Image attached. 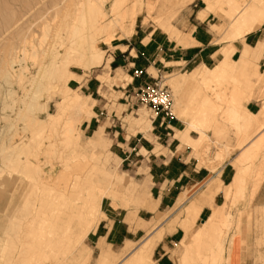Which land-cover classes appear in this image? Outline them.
Returning a JSON list of instances; mask_svg holds the SVG:
<instances>
[{"label":"rangeland","instance_id":"374dc122","mask_svg":"<svg viewBox=\"0 0 264 264\" xmlns=\"http://www.w3.org/2000/svg\"><path fill=\"white\" fill-rule=\"evenodd\" d=\"M83 1L84 0H0V182L6 183L2 189L4 197L0 203V264H6L4 258L6 250H4V253L3 249L8 239L6 230L9 228L10 220H12L11 217L13 218L18 205L22 203L25 196H28L29 190L32 188L31 182L28 181L24 173L21 172L23 169L15 165L16 155L12 152L11 145L21 141L20 137L22 135L26 134L27 136L25 137H28L32 134L33 125L31 120L29 122L24 116L29 117L32 111L33 115L36 114L41 118H46L45 113L39 109L33 111L23 102L25 92L17 81L14 80L13 83L7 82L8 75H13V78H16L19 71H14L12 69L8 71L6 62L12 55L23 58V51H21L24 47L23 39H28L26 47L28 45L29 47L27 48L30 50L32 49L30 44H35L36 53L32 50H28L29 55L26 59L21 60L23 61L21 64H19L20 62L16 63L17 65L14 68L18 70L21 65L27 66L28 69L24 73L26 81L29 80L32 75L37 74L39 66L45 61L44 58H46L43 55L42 49L56 42V28L59 25L64 26L71 21L75 14L77 15L80 12L81 3ZM131 5V0H127L126 6L128 10L131 8ZM150 5L152 8H149ZM205 5L204 0H194L192 2L191 0H144L143 10L138 15L136 23L133 22V24H135L132 26L133 28L131 27V25H133L131 23L132 20L126 17L123 22V27H121L122 29L117 31V36L111 43L100 42V48L103 51L104 58L103 63L99 67L93 68L92 70H85L77 67L72 68L76 75L81 77L80 79L72 78L69 81L70 90L66 91L68 101L67 105H64L66 112L68 111L67 113L71 115V117L74 116L73 118L79 114L80 117H89L90 121L77 125L80 129L81 137L76 139L75 144L73 142L68 143L69 146H67V143L63 144L59 135L56 136L58 139L53 138L55 135H51L50 139H47L49 142L53 139L54 142L52 141L51 144L57 147L53 146L54 148L51 147L52 150H48L49 152H42L41 156L43 157L40 158L43 162H41L42 167L47 164L46 168H43V170H45L44 172H47L46 174L55 173L67 163L75 167L82 161L88 160L92 162L91 164H93L94 161L99 162V170L96 172L95 177L99 180L100 184H103L115 175L122 174H129L135 181L134 186L130 183L127 186L128 188L121 192L122 195L119 196V194L116 195L112 193V195L103 198L100 210L96 212V218L92 227L97 226L103 218H106L105 213H109L110 217L114 216L118 220L123 219L124 216L128 214L126 218L127 222L131 225L137 222V226H142L145 222L137 218L138 211L142 207L155 211L158 203L151 192V187L153 185L151 167L156 159L158 161H161L160 158L168 159L173 155V152L175 155L183 157L186 161H196V159H198V167L205 166L211 171L217 172V174L221 170V166L229 163L230 160L236 170L238 166L258 170L261 166L260 164L264 161V143L260 149V156L255 163L251 158L245 155L237 159L243 151V147L239 145V138L240 136H244V134H242L243 130H240L241 126L239 122H244L245 118L243 116L239 118V122H237L230 117L228 111L226 112V110L229 109L227 107H233L235 110L237 109L236 111L239 114L243 115V104L245 105L246 102L252 98L264 99V75L259 74V67L256 66V64H259V59H254V64L250 66L251 71L256 68L258 73L256 76L254 73L252 74V72H249L248 74H250V77L245 75V78L243 76L245 71L238 68L236 70L237 72L235 71L234 74H230L223 79L222 82L211 83L213 84L211 85L212 87L210 85L209 87L207 84L205 87L203 84V93L204 91L206 93H215V91H213L214 88L216 90L220 89L219 91H224L227 94V98L233 96L234 99L236 98L238 100L241 97V103L239 102L240 100L237 102H234L236 100L232 102L229 101L231 103H226L227 101L220 103L221 108L220 111H217L218 115H216L218 121L216 120L214 126L212 124V127H208H211V129L207 128L208 136L206 137H208L209 141H207L205 137L203 142H201L204 146L208 145L204 147L206 150L203 149L201 144L195 146L194 144L186 142L188 136H192V138L195 139L200 137L199 132L193 126L190 127V125H188L190 119L197 116L194 115L197 110L196 107V110L194 109V106H197L194 97H196L197 93L190 89L188 85L178 88L175 85V81L182 77L185 79L188 78V74L194 71L195 68L201 69L198 67H210L217 64L225 57L226 53L224 50L227 49L230 52L234 49L232 46L234 42L227 37V32L231 33L233 29L227 27L229 28L228 31H223L224 27L229 26L230 20L228 18L229 16L225 14V11H222V8H218L216 12H213V16L205 22V27L209 30L207 33L214 35L213 42L217 43L211 47L213 50L217 48L224 49L225 46L227 48L224 50L221 49L214 55L212 60L206 61L207 65H198L196 62L187 63L184 61L166 62L165 60L177 59L179 53L168 47L164 49V51L159 50L157 52V42L154 41V43L150 44L148 47L144 46V43H146L148 39L145 38L142 42V39L147 36L151 30L157 28L158 36L156 35V38H158V41L160 40L159 34L166 35L167 33L170 38L177 41L178 45H188V39L192 37L190 31L194 28L193 24H196V12L204 8ZM109 7L110 2L108 1L107 8ZM219 10L224 13H221ZM213 24L219 25L217 28L220 29L214 28ZM63 26H61V34L67 37L68 33H70V35L72 34L74 37L75 33H71L72 30L69 29V27H67L68 32H66L67 29H64L66 25L65 27ZM164 31L166 33H164ZM240 42L241 41H237L235 44L240 47ZM249 42L251 43L252 41ZM123 44H127L128 46H123ZM238 56L239 52L236 54L234 52L232 55L235 60L239 59ZM114 57L116 59H114ZM132 62H135V64H132ZM246 73L247 72H245V74ZM248 79L252 82L250 88L247 82ZM155 82L165 85L173 95V106L171 107L173 113L167 117L163 124L161 123L160 116L154 119L157 115L152 108L143 105L141 101L138 100V93L141 89ZM28 88H31V86H28ZM76 93L83 96L81 99L82 104L84 102L88 104H83L81 107L83 110L80 109L78 114H72L71 108H73V105H71L70 102H72L71 100ZM241 94H243V97ZM44 99L49 100L48 110L52 113H58L62 95L57 94L54 88H49L42 92V102H44ZM232 103L235 104L236 107H234ZM25 105L27 107H25ZM20 108H22L21 113L24 115H18ZM26 108H29L30 112H28V110L26 111ZM191 111L193 114H190ZM262 112L258 114L261 120L264 119ZM227 114L229 117L226 116ZM101 127H104L102 139L98 141L97 147H93L89 144L90 138L96 131L100 130ZM16 128H25V131L20 130V134L16 135ZM257 134L258 131L255 130V128L252 129L250 133L251 136H248L249 138L246 143ZM180 137H182V139H180ZM204 140L206 141L204 142ZM84 150H90L89 152L94 151L97 156L91 155L95 156L92 158V161L88 157V159L86 157V159L84 157H75L77 152ZM240 150L241 152L239 153ZM58 156H60V158H58ZM202 161H205L204 164ZM50 168L54 169L51 170ZM248 180L251 179L248 178ZM129 181L131 182L130 179ZM250 186L251 184L248 185L247 190L245 188V197L244 195L242 198L238 197L236 199L237 201L235 200L236 203L230 205L231 207L229 206V211L233 214V217H224L227 221L222 222L223 231H221V233H223L222 236L226 249L224 256L226 258L230 257L232 236L235 234L232 233L235 224L234 213L236 212L238 215L237 225L239 231L241 219L246 214V209L249 208L250 202L252 201L250 199ZM41 190L43 191V186L37 189L38 196L36 198V205L38 208L42 205L44 206L43 203H45L47 207H45V205L44 208H46L47 211H52L53 213L55 210L54 212H56V206H49L50 203H46V201H42L43 203L40 202L41 195L43 197L48 194V191L42 193ZM222 192L224 193V191ZM183 195L182 193L179 198L181 199ZM180 199H178L177 205L175 204L171 207L164 206L161 208V211L157 212V223L155 226L162 222L167 214L169 216L174 215L175 218L181 217L184 206L175 211V208L181 202ZM221 200L222 197L219 198V202H221ZM154 201L155 205L153 203ZM50 207L54 209H50ZM110 210H113V212H110ZM142 215L148 216L145 212ZM104 221L108 223L107 218ZM172 223H174V221ZM196 223L193 224V228L188 226L190 229L189 231L185 226L183 227L187 230L180 225H176V227L179 226L185 230V237L187 236L185 240L187 243L192 241V235L194 236V233H196L198 227ZM103 231L104 229L101 232ZM93 232L94 231H91L74 249L60 251L58 261L52 262L54 260L51 261L52 258H48L45 264H101L100 257L105 253L109 254L108 259L110 261L108 264H121L123 258H127L132 253L131 251L133 248H138L145 242L144 240L149 236L150 231L147 236L138 239L137 242H127L125 246L119 250L118 247H116V250L112 249V246L107 244L102 238L97 240V236L93 234ZM218 232H220V230H218ZM166 234H168V232H166L165 235ZM181 236L182 233H178L176 236L168 238L162 246L158 248L155 254L156 246L154 252L152 251L148 264H159V258L164 252H168L170 258L166 256L160 261L161 264H179L180 257L184 254L186 249V246L180 239ZM129 245L131 247L130 250L124 251ZM105 251H110L112 253ZM13 259L14 262L11 264H16L19 260L17 257ZM222 264L228 263L226 260H223Z\"/></svg>","mask_w":264,"mask_h":264},{"label":"bare ground","instance_id":"6f19581e","mask_svg":"<svg viewBox=\"0 0 264 264\" xmlns=\"http://www.w3.org/2000/svg\"><path fill=\"white\" fill-rule=\"evenodd\" d=\"M108 1L110 2L109 8H107ZM126 1L127 0H84L81 3L82 6L80 12L78 11L79 13L77 15L75 14L74 18L65 24L66 28L64 29L69 27V29L72 30L71 33H75L74 37L72 34L70 35V33H68L67 37H64L60 32L61 26L63 25H59L56 28V42L42 49L43 55L46 57L44 58L45 61L39 66L37 74L32 75L29 80L26 81L24 78V73L28 69L27 66L21 65L18 70H15L14 68L17 65L16 63L20 62L19 64H21L23 62L21 60H25L29 55V49L27 48L29 46L27 45L26 47L28 39H23L24 47L21 50L23 51V58H18L19 56L12 55L6 62L8 71L9 69L19 71L16 78H13V75H8L7 82L9 81L10 83H13L14 80L17 81L25 92L23 102L27 104L31 110L34 111L39 109L46 114V118H41L36 114L33 115V112L31 111L32 116L29 115L30 118L24 116L29 122L31 120L33 125L31 131L32 134L28 137H25L27 136L26 134L22 135L20 137L21 141L15 142V144L11 145L12 152L16 155L15 165H17L18 168L20 167L23 169L21 172L24 173L28 181L31 182L32 188L30 187L31 190H29L30 192L28 193V196H25L22 203L18 205L13 218L11 217L12 220H10L9 228L6 230V236L8 239L3 249L4 253V250H6L4 257L6 264L13 263V258L16 257L19 259L16 264H45L48 258H52L51 261L54 260L52 262L58 261L60 251L74 249L90 234L92 230H94L95 226L92 227V224L96 218V212L100 210L103 198L112 195V193L116 195L119 194V196L122 195L121 192L128 188L127 186L131 183L129 181V179L131 180L130 177L125 175H115L113 178L100 184L99 180L95 177L96 172L99 170V162L94 161L93 164H91L92 162L86 160L77 164L75 167H72L67 163L61 169H56L57 171L55 173L46 174L47 172L45 173L43 168H46L47 164L42 167V161L40 160V158L43 157L41 156L42 152H49L48 150H52L51 147L54 146V144H51L53 139L50 142L47 140L50 139L51 135H55L53 138H56V136L59 135L63 144L67 143V146H69L68 143L70 142L75 144L76 139L81 137V132L77 125L83 124L86 120L90 121L89 117H80L79 114L73 118L74 116L71 117V115L67 113L68 111L66 112L64 105H67L68 101L66 91L70 90L69 81L72 78L80 79L81 77L77 76L72 68L77 67L85 70H92L93 68L99 67L103 63L104 58L103 51L100 48V42L111 43L116 38L117 31L122 29L121 27H123V22L126 17H129L132 20V24L133 22L136 23L138 15L143 10L144 0H131L132 5L129 10L127 9ZM205 2L207 8L205 11H201V17H206L208 11L216 12L218 8H222V11H225V14L229 16L228 18L230 20V24H228L229 26H226L223 31L227 32L229 29L227 27L233 29L231 33L227 32V37H230L233 41L244 39L249 32L258 29L264 22V0H205ZM150 6L149 8H152V6ZM222 11L220 12L224 13ZM65 25L63 27H65ZM134 25L135 24L131 25V27ZM66 32H68V29ZM30 45L32 48L30 50L36 53L35 44L32 43ZM226 48L227 47L224 49ZM234 50L235 49L230 52L227 49L224 50L226 53L225 57H223L219 64L212 67L195 69L188 74V78L185 79L182 77L175 81V85L178 88L188 85L190 89L197 93L196 97H194V101L196 100L197 103V106H194L195 110L197 108L196 111L194 110L196 112L194 115L197 116L190 119V127L193 126L199 132L200 137L195 139L188 136L186 142L194 144L195 146H199L201 142H203V139L208 136L207 128L209 126L212 127V124L214 126L217 120L216 115H218L217 111H220L221 102L227 101L226 103H231L233 100H236L234 102L240 100L239 102L241 103V97L237 100L229 95L230 97L227 98V94L224 91H219L220 89L216 90L214 88L213 91H215V93L202 92L203 84L206 87V84L211 86L213 85L211 83L222 82L227 76L234 74L238 68L247 72L246 74L244 72V77L245 75L250 77V74L248 73L254 71L250 70V63L242 60L239 64L233 60L232 53ZM255 71L253 73H255L256 76L258 73ZM247 82L250 88L252 82L250 79H248ZM28 86H31V88H28ZM49 88H54L57 94L62 95V101L60 102L58 113H52L48 110L49 100L44 99V102L41 100L43 90ZM241 96L243 97V94H241ZM82 98V95L76 93L71 100L72 102L70 103L73 105V108L70 107L72 114H78L80 109H82V105L85 104V102L82 104ZM233 106L236 107L235 104H233ZM25 107L27 106L25 105ZM227 108L229 109L226 110V112L228 111L230 117L237 122H239V118L244 116L239 114L236 111L237 109L235 110L233 107ZM21 109L22 108H20L18 112L19 116L24 115L21 113ZM27 110L30 112L29 108H26V111ZM190 114H193L192 111ZM228 114L226 116H228ZM245 116L244 123L246 124L239 122L241 126L240 130H243L244 132H242L244 136H240L239 138V145H243L247 141L252 128H255V130L264 129V120L261 121L258 117H251L249 114ZM251 119H254L255 123L252 122ZM254 124L256 126H254ZM211 127L208 129H211ZM20 130L25 131V128H16V135L20 134ZM95 135L96 138L89 141V144L93 147H97L98 141L101 140V136L98 132ZM206 138V140L209 141L208 137ZM180 139H182V137H180ZM206 140H204V142ZM263 143L264 132H262V136L259 137V139L252 143L251 149L245 153V156L251 158L255 163L259 158V151ZM202 144L201 146H203V149L208 146ZM89 151L84 150L77 152L75 157H88L92 161V158L97 155L94 151ZM58 158H60V156H58ZM88 168L89 170L87 171ZM248 178L253 182L252 197H254L264 178V161L258 170L238 166V171L233 183L225 188L227 197L226 204L213 208V213L210 219L206 221V224L198 226L196 233H194V236L192 235L191 242H186L185 239L187 236L182 240L186 249L184 254L180 257L179 264H222L223 260H226V262L230 264V257L226 258L224 256L226 249L224 238L222 236L223 233H221V231H223V223L221 220L224 216L233 217L232 213L229 211V208L231 207H229V202L234 204L238 197H243L246 180ZM42 186V193L48 191V194L43 197L41 195L42 198L40 197V202L43 203L46 201V203H50L49 206H56V212H54L55 210L53 213L52 211H50L51 213L47 211L46 208H44L46 205L45 203H43L44 206L42 205L39 208L36 205V198L38 196L37 189ZM221 190V182L217 179L207 184L205 192L182 212L184 219L183 226L188 228L187 224L189 220H191L190 222L194 220L193 224H195V220L199 218L202 208L208 204L206 202H209L211 205L215 196ZM45 207H47V205ZM51 208L53 207H50V209ZM218 229H220V232H218ZM189 230L190 229L188 228V231ZM158 238H161V235H159ZM154 245L155 238H148L121 264H148ZM108 256L109 254H103L100 257V263L108 264L110 261Z\"/></svg>","mask_w":264,"mask_h":264},{"label":"crops","instance_id":"0c3cea01","mask_svg":"<svg viewBox=\"0 0 264 264\" xmlns=\"http://www.w3.org/2000/svg\"><path fill=\"white\" fill-rule=\"evenodd\" d=\"M192 1L194 0H191V2ZM206 8H207V4L205 5L204 8H202L201 10L199 9L196 12V15H195L196 24H193L194 28L190 31L192 33V37L188 39V45H185V46H183L182 44L178 45L177 41L175 39L170 38V36L165 31L164 33H166V35L159 34L160 40L158 41V38H156V35L158 34V29L155 28L151 30L150 33L142 39V42L145 38L148 39V41L144 43V46L148 47L150 44H153L155 41L157 42V46H156L157 52L159 50L164 51V49L168 47L169 49H173L174 51L179 53L177 56V59L165 60L166 62L167 61L169 62L184 61L187 63L196 62L198 63V65L200 64L207 65L206 61L212 60L214 58V55L218 51H220L222 48L220 49L217 48L214 50L211 48L217 43L213 42L214 35H210L209 33H207L209 32V30L205 27L206 26L205 22L209 20L210 17L213 16L214 14L213 12L215 11H208L209 15L207 14L206 17H201L200 15L201 11H205ZM213 25H214V28L215 26L216 27L219 26L215 24ZM185 33H188V32H185ZM231 41L234 42L232 46L235 49L234 50L235 54L239 52V56H238L239 59L235 60L233 57L232 59L235 60L239 64L242 60H245L246 62H249L251 66L254 64L253 61L255 58L259 59V64L258 65L256 64V66L259 67L260 74L264 75V22L258 29L249 32L245 36L244 39H240L236 41H233L231 39ZM237 41H241L239 45L240 47H238L235 44V42ZM249 41H252V42L250 43ZM123 46H128V45L123 44ZM114 59L116 58L114 57ZM219 62L217 64H219ZM132 64H135V62H132ZM204 67H209V66H203V68ZM198 68L202 69V67H198ZM254 71H252V73ZM244 106L246 107L244 108ZM242 107H243L242 113H244L243 114L244 116L249 114L251 115V117H258V119L261 120L258 114H260L264 109V99L263 98H252L249 101H247L245 105L243 104ZM251 120L252 122H254V119H251ZM86 121H89V120H86ZM188 125H190V121ZM254 126L256 125L254 124ZM103 130H104V127H101L100 130L95 132V134L97 132L100 134L101 139H102ZM257 131H258V134L254 138L249 140V142L247 143L245 142L243 144L245 146L241 145L243 147L242 148L243 151L241 152L242 149L240 148L241 150L239 151V153L240 152L241 153L237 157V159L245 155V153L251 149L252 143L262 136V132H264V129H261V130L257 129ZM95 134L90 138L91 140H94L96 138ZM160 159L161 161H158L156 159L154 164L151 167V175L153 178V185L151 187V192H152L154 199L157 200L158 202L157 209L154 211L146 207H142L138 211L137 218L145 222L142 226H137V222L133 225L127 222L126 218L128 214H126L123 219L118 220L114 216L110 217L109 213H105L106 218L108 219V223H105L104 220H106V218H103L102 221L97 226H95L94 230H92L94 231L93 234L97 236L96 238L97 240H100L102 238L104 241L107 242V244L112 246V249L116 250V247H118V250H119L120 248H123L127 242L129 243H133L132 241L137 242L138 239H141L147 236L148 232L150 231L149 236L145 240L151 237L155 238V245L153 248V252H154L155 247L157 246L154 252L156 254L158 248L162 246V244L168 238L174 237L178 233H182V236L180 238L182 241L186 233L185 232L186 229L183 227V220H184L183 214L181 215V217L175 218L174 215L169 216L167 213H162V214H167L166 218L162 222H160L157 226H155V224L157 223L156 214L157 212L161 211L162 207L164 206L171 207L172 205H175V204L177 205V201H179L178 199H180L179 197L183 193L184 195L180 199L181 202L175 208V211H176L180 207L184 206L182 210L183 212L187 206H189L192 202L196 201L197 198H199L205 192L207 188V184H209L210 182H213L215 179L219 180L221 184L223 182L224 185L222 184L223 186L222 190L219 191V193H217L211 205L209 204V202H206L208 204L206 205L204 204L205 206L203 205L204 207L202 208L200 212L199 219H197L198 221L195 220V222L197 221L196 226L206 224V221L210 219L213 213L214 207H219V206L226 204L225 188L226 186L231 185L233 183L235 176L237 174V171H238V169L236 170V168L234 167L233 163H231V160L229 163L221 166L220 168L221 170L217 174V172H213L205 166L198 167V164H199L198 159H196V161L194 160L186 161L183 159V157L175 155L174 152H173V155L170 156L168 159H165V158H160ZM122 175L130 177L131 184L134 186L135 181L132 176H130L129 174L128 175L122 174ZM5 184L6 183L0 182V203L4 197V193L2 189ZM249 184H251L250 199L252 201L250 202L249 208L246 209V214L241 219V225H240L239 231H238V225H237L238 215L236 212L234 213L235 224H234L232 233H235V234L234 236H232L233 239H232V249H231V254H230V264H264V178L262 182L260 183L259 188L254 197L251 196L252 191H253V182L247 179L246 187H245L246 190L248 189ZM246 190H245L244 197L246 195ZM222 191H224L225 195ZM220 197H222L221 202H219ZM226 201H227V197H226ZM153 203L155 205V201ZM229 203L230 205L232 204V202H229ZM111 211L113 212V210H110V212ZM144 212L148 216H143L142 214ZM173 221L174 223H172ZM190 221L191 220H189V222ZM221 221L225 222L227 220L223 218ZM189 222L187 226L193 228L194 220L190 222L192 225H190ZM176 225L182 226L185 230L179 226L176 227ZM103 229L104 231L101 232ZM166 232H168V234L165 235ZM245 234L246 235L248 234V235L246 236ZM159 235H161V238H158ZM130 248L131 247L129 245L128 247L124 249V251L130 250ZM135 250L136 248H133L131 251L132 253L130 252L131 254L129 256H131ZM105 252H110V251H105ZM166 256L167 258H170V256L168 255V252H164L162 256L159 258V264H161L160 261ZM125 259L126 258H123L122 263L124 262Z\"/></svg>","mask_w":264,"mask_h":264},{"label":"built area","instance_id":"2783aa9c","mask_svg":"<svg viewBox=\"0 0 264 264\" xmlns=\"http://www.w3.org/2000/svg\"><path fill=\"white\" fill-rule=\"evenodd\" d=\"M138 100H140L143 105L152 108L157 114L154 119L160 116L162 124L172 113V92L161 83L155 82L142 88L138 93Z\"/></svg>","mask_w":264,"mask_h":264}]
</instances>
